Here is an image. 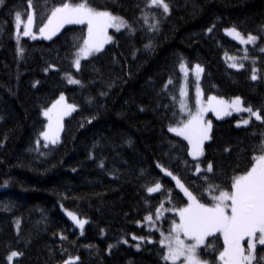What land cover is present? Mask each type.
I'll return each instance as SVG.
<instances>
[{
    "label": "trees",
    "instance_id": "obj_1",
    "mask_svg": "<svg viewBox=\"0 0 264 264\" xmlns=\"http://www.w3.org/2000/svg\"><path fill=\"white\" fill-rule=\"evenodd\" d=\"M50 2L58 6L62 0ZM167 2L168 14L146 10L157 13L153 31L149 24L157 21L141 18L143 0H87L129 27L110 30L111 41L82 60L79 70L73 60L87 38L86 25L66 26L50 40L17 44L14 16L29 10L27 2L4 0L0 6V264H9L13 251L22 255L11 264H65L75 257L77 264H166L160 241L188 199L157 165L205 204L214 194L209 185L231 191L234 177L253 166L264 142L260 121L238 127L242 115L211 117L210 139L198 162L168 128L180 120L173 97L181 63L203 69L206 96L239 97L264 117V52L260 44L248 48L240 62L244 67L232 69L227 56L241 57V49L224 35L235 28L263 39L264 0ZM68 74L80 83L69 84ZM169 80L173 83L164 91ZM61 95L76 110L64 119L57 144L37 145L45 128L42 112ZM198 163L201 169L210 163L213 171L197 174ZM157 182L161 191L149 194L147 188ZM68 212L87 221L83 229ZM147 215H153L151 226ZM261 247L254 264H264Z\"/></svg>",
    "mask_w": 264,
    "mask_h": 264
},
{
    "label": "snow or ice",
    "instance_id": "obj_2",
    "mask_svg": "<svg viewBox=\"0 0 264 264\" xmlns=\"http://www.w3.org/2000/svg\"><path fill=\"white\" fill-rule=\"evenodd\" d=\"M28 11H16L14 20L17 34V43L19 44V36L21 24H23V36H30L32 39H37V35L33 33V27L38 29L39 35L44 39H52L61 28L65 25H87V38L82 40V43L77 45L78 51L75 52L73 64L79 70L81 67V60L87 59L94 53L100 52L104 44L111 40L108 36L107 29L115 28L119 31L121 28H128L127 22L107 11H99L91 7L87 0H77V2H62L57 6L52 4L50 0H26ZM4 0H0L2 6ZM162 10L163 14H168L170 5L167 0H143L142 19L146 22L149 19L156 20V23L149 24L150 30H158L157 13H149L147 9ZM23 18V19H22ZM39 19L40 23L36 21ZM46 20V22H44ZM212 28L208 32H212ZM226 35L236 39L241 45L254 44L257 40L256 36L247 35L243 36L235 28L227 29ZM264 51V48L260 49ZM22 54V49L19 50ZM245 51L244 59H247V49ZM233 61L228 66L230 68L240 69L244 65L236 63V57H229ZM53 67V66H50ZM180 70L187 76L188 68L184 63L180 64ZM47 71V69H46ZM196 110L191 111L188 108L186 101L187 92L182 88L180 90L179 98L173 97L174 102L179 104V112L187 113V120L180 119L175 126H169L168 131L174 133L176 136L182 137L191 146L189 153L194 160H198L203 155V143L210 139L209 133L211 131V122L204 121V114L207 111L216 113L217 118H221V112L224 115H231L230 111L223 110L216 105H224V101L217 100L215 96L208 97L207 105H204L200 99L202 93L199 88V78L203 69L196 65ZM252 80H256V70L253 69ZM69 84H79L78 79H74L70 74L66 76ZM173 81L169 80L164 86L163 90L167 91L168 85ZM65 97L61 95L59 99L46 109L43 115L47 118V130L41 133L44 141L43 147L47 148L49 144L55 145L59 141V133L63 128L61 123L64 115L70 114L75 111V107L70 104L64 103ZM228 107L234 109L236 112H247L249 117L242 118V124L248 125L251 118L254 117L256 121L264 123V117L261 116L259 111H254L250 106L243 107L242 101L239 97L231 101ZM53 113H56L55 122L53 121ZM241 126L240 124L237 125ZM40 144V141H37ZM103 163L100 167H103ZM166 175L172 176L176 180L177 186L183 191L188 199L186 207L180 208L178 214L180 222L174 223V226L169 230V235L164 236L160 241L162 247L166 248V253L162 254V258L166 264H176L178 260L183 258V264H207L200 257L199 248L205 245V240L208 236L220 233L223 237V251L219 253V259L223 264H254L257 262V247L264 246V142L260 145V150L254 156V163L246 174L234 177L231 185V191L220 190L216 185H209V191L213 192V204L207 206L205 203L200 202L197 196L193 195L191 191L179 179L161 165H157ZM201 171L211 173L213 171L212 165L209 163L206 169H201L199 163L195 165V172L198 174ZM207 180L208 177H203ZM161 191V184L155 183L154 186L148 187L147 192L153 194ZM219 192L216 195V192ZM170 194V193H169ZM230 201V204L228 203ZM163 208H158L155 214V219H161L160 211ZM230 210V211H229ZM68 216L81 228L87 221L80 220L71 212L67 213ZM145 220L153 222V215H147ZM175 233V235H172ZM192 241L186 243L185 239L180 238V234ZM163 235V233H162ZM64 239V237H61ZM133 240H143V237H132ZM247 239V248L242 246V241ZM151 243V241H148ZM264 252V247H261ZM22 255L16 251L11 252L7 257L9 264L14 258ZM264 260V256L259 258ZM79 257L69 258L65 264H77Z\"/></svg>",
    "mask_w": 264,
    "mask_h": 264
},
{
    "label": "rangeland",
    "instance_id": "obj_3",
    "mask_svg": "<svg viewBox=\"0 0 264 264\" xmlns=\"http://www.w3.org/2000/svg\"><path fill=\"white\" fill-rule=\"evenodd\" d=\"M32 10L31 9H29L28 10V12H31ZM23 19V18H22ZM72 25H77V24H72ZM84 25H86V24H84ZM66 26H69V25H65L64 27H66ZM87 26V25H86ZM63 27V28H64ZM62 29V28H61ZM60 29V30H61ZM113 29H115V28H108L107 29V34H108V36H111V34H110V30H112V31H117V30H113ZM60 30H59V32H60ZM32 31H33V33L34 34H36L37 35V39H44V38H42L40 35H39V33H38V29L36 28V27H33V29H32ZM22 32H23V24H21V27H20V33H21V35L19 36V42H20V40L22 39H32L30 36H23L22 35ZM58 32V33H59ZM57 33V34H58ZM224 35L225 36H227L228 38H230L231 40H233V41H235L239 46H240V49H241V51H240V55H242L241 57H237L236 58V61H237V63L238 64H240V62L242 61V60H244V56H245V49H247V52H248V48H253V47H255V46H258L259 44H260V49L261 48H264V38L263 39H261V38H259L258 36H256L257 37V40H256V42L254 43V44H248V45H241L236 39H233L232 37H230V36H228V35H226V30L224 31ZM243 36H247V35H245V34H242ZM55 36V35H54ZM53 36V37H54ZM254 36V35H253ZM17 39H18V37H17V34H16V28H15V40H16V43H17ZM37 39H33V40H37ZM111 39H112V36H111ZM111 41V40H110ZM109 41V42H110ZM109 42H107V43H105L104 44V47L109 43ZM18 44V43H17ZM103 47V48H104ZM261 51V50H260ZM261 52H264V51H261ZM98 53V52H97ZM93 55H95V54H93ZM93 55H91V56H93ZM91 56H89L88 58H90ZM229 57H234V56H227V58H229ZM87 58V59H88ZM83 60H86V59H83ZM227 60V62H228V65L230 64V63H232L233 61H231V60H229V59H226ZM82 61V60H81ZM186 65V64H185ZM187 66V65H186ZM196 66V65H195ZM195 66H191V67H189V66H187V68H188V74H187V76H185V74L180 70L179 71V81H178V83H177V85H176V92H177V98H179V94H180V90L183 88L186 92H187V97L185 98L186 99V101H187V104H188V108L191 110V111H193V112H195V110H196V107H197V105H196V103H195V101H196V85H197V81H196V76H195V72H194V69H195ZM73 68L75 69V70H77L75 67H74V64H73ZM232 69H235V70H238V69H236V68H232ZM201 79H202V73L200 74V78H199V81H198V84H199V88H200V90H201V93H202V95H201V97H200V99H201V101H202V103L204 104V105H207V102H208V97H211V96H213V95H208V96H206L204 93H203V91H202V88H201ZM64 96V95H63ZM60 97V96H59ZM65 97V96H64ZM216 97V96H215ZM217 98V100H222V101H224V105H216V107H219V108H221V109H223V110H226V111H230L231 112V115H224L223 114V111L221 112V118H217V115H216V113L215 112H213V111H207L205 114H204V121L205 122H207V121H210L211 123H212V120H211V117L212 118H214V119H216V120H224V119H229V118H231V117H234V116H241L242 115V117L240 118V120L237 122V125L238 124H240L241 125V127H244L245 125H243L242 124V118H244V119H247L248 117H249V113H247V112H236L234 109H232V108H230V107H228V105H230V103H231V101H233L234 99H236V98H232V99H224V98H219V97H216ZM59 98H57L54 102H52L47 108H45V110L46 109H48V108H50L51 106H52V104H54L57 100H58ZM242 101V100H241ZM64 103H66V104H70V103H68L67 102V100H66V98H65V101H64ZM70 105H72V104H70ZM177 105H178V109H177V112H179V104L177 103ZM74 106V105H73ZM242 106L243 107H245L244 106V104H243V102H242ZM75 107V106H74ZM45 110H43V112H42V118H43V120L45 121V125H44V131H46L47 130V124H48V120H47V118L43 115V113H44V111ZM74 111H72L70 114H68V115H64L63 116V118H62V121H61V123H62V125H63V121H64V119L65 118H67L68 116H70L72 113H73ZM180 119H184L185 121L187 120V118H188V116H187V113H180ZM55 119H56V113H53V121L55 122ZM252 120H255V118L254 117H252L251 118V120H250V122L252 121ZM250 122H249V124H250ZM248 124V125H249ZM247 126V125H246ZM61 132H62V130L60 131V133H59V139H60V136H61ZM170 134H172V135H175L174 133H172V132H170ZM209 135H210V133H209ZM176 136V135H175ZM177 137H179V136H177ZM180 139H182V140H184L182 137H179ZM40 141V144L42 143V144H44V141H43V139H42V137H41V134L39 135V137H38V139H37V141ZM209 140V139H208ZM208 140H206V141H204V143H203V147H204V145H205V143L206 142H208ZM186 143H187V145H188V148H189V153L191 152V146L188 144V142L186 141V140H184ZM59 142V141H58ZM37 144V143H36ZM38 145V144H37ZM51 144H49V146H50ZM190 155V154H189ZM203 156V155H202ZM202 156H200L199 158H198V160H201L202 159ZM190 157H191V159L193 160V161H196V162H198V160H194L193 158H192V156L190 155ZM219 193H217V195H218ZM209 199H210V201H212V203H210V204H206L207 206H211L212 204H213V200H211V198L209 197ZM228 203L230 204V201H228ZM186 207V206H185ZM230 211V210H229ZM176 217H177V219H178V222L176 223V224H178L179 222H180V217H179V214H178V211L176 212ZM172 235H175V233H172ZM180 238L181 239H185V242L186 243H192V241H190V240H187L184 236H183V233H181L180 234ZM242 246H244L245 248H247V239H245L244 241H242ZM223 247H224V245H223V237H222V235L220 234V233H216L215 235H211V236H208L207 238H206V240H205V245L204 246H201L200 248H199V253H201L203 256H207L206 258H205V260L204 259H202L203 261H206L207 262V264H223V262L219 259V253L221 252V251H223ZM258 247H260V246H258ZM181 261L183 262V258H181Z\"/></svg>",
    "mask_w": 264,
    "mask_h": 264
},
{
    "label": "bare ground",
    "instance_id": "obj_4",
    "mask_svg": "<svg viewBox=\"0 0 264 264\" xmlns=\"http://www.w3.org/2000/svg\"><path fill=\"white\" fill-rule=\"evenodd\" d=\"M179 81V80H178ZM178 81H177V83H178ZM176 83V84H177ZM111 252H112V254H115V252H116V248H113V249H111ZM110 254V255H109ZM107 257H110L111 256V253L109 252V253H107V254H105Z\"/></svg>",
    "mask_w": 264,
    "mask_h": 264
}]
</instances>
